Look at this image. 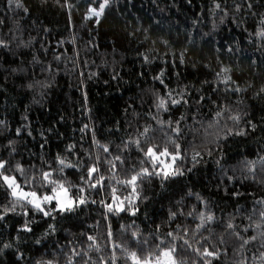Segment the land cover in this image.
<instances>
[{"label":"trees","instance_id":"obj_1","mask_svg":"<svg viewBox=\"0 0 264 264\" xmlns=\"http://www.w3.org/2000/svg\"><path fill=\"white\" fill-rule=\"evenodd\" d=\"M20 3L22 7L16 0L11 4L0 0V39L7 43L0 46V121L4 122L0 159L9 158V140L14 141L13 164L19 161L26 170L30 164L40 165L42 155L51 161L60 154L76 163L88 150L93 157L112 159L121 154L118 146L138 137L145 126L150 142L167 143L172 150L169 138L175 137L187 151L178 162L182 175L163 184L159 177L138 182L134 216L102 219L105 209L99 200L110 198L107 183L103 192H87L97 203L75 214L42 220L39 214L9 213L0 220V264H34L40 258L58 264L67 259L100 264V258L109 259L113 251L107 240L108 223L113 241L137 247L129 239L132 231L139 230L143 239L159 224L157 235L163 237L176 227L167 219L169 209L182 208L186 213L193 206L215 215L195 236V241L220 250L213 264H264V227L246 233L241 228L259 223V211L264 210V35H258L264 29V0H110L99 20L87 15L89 6L98 7L99 0ZM225 76L231 79L225 81ZM157 93L165 97L172 93V99L183 95L184 100L165 112L156 107ZM217 111H221L218 117ZM236 113L240 119H230ZM158 119L166 123L158 124ZM177 120L179 134L172 131ZM104 144L109 145L107 154ZM69 145L74 149L68 150ZM194 150L200 153L196 161ZM123 155L126 163L116 162L115 172L101 164V174L114 177L111 187L121 198L131 188L118 181L129 175L132 164L140 166L141 154L132 145ZM64 175L80 183L67 168ZM189 190L207 204L189 196ZM16 212H21L19 206ZM25 219L35 221L33 232L18 230ZM230 219L245 238L256 239L241 248L242 241L231 235V229L224 230ZM45 220L56 226L48 236L41 235ZM176 223L194 228L199 220L181 217ZM90 235L96 237L99 250L88 248ZM72 249L81 255L73 258ZM115 251L118 264H124L119 246ZM180 255L186 264L202 260L192 249Z\"/></svg>","mask_w":264,"mask_h":264},{"label":"snow or ice","instance_id":"obj_2","mask_svg":"<svg viewBox=\"0 0 264 264\" xmlns=\"http://www.w3.org/2000/svg\"><path fill=\"white\" fill-rule=\"evenodd\" d=\"M11 3L12 0H9V4ZM16 4L18 7H22L20 0H16ZM109 4L110 0H99L98 7L89 6L87 15L95 16L97 20H99V18L104 15L105 9ZM216 7L219 8V4H216ZM236 7L239 8L240 6L236 5ZM24 10L27 11V8ZM223 19L224 17H221L222 21ZM258 35H264V29H261ZM164 43L167 44L168 42L164 41ZM0 46L7 47L6 41L0 39ZM182 59L183 56L181 54V60ZM145 60H147V57H145ZM161 71H163V69H161ZM223 71L227 72L228 69L225 68ZM224 79L228 81L231 78L225 76ZM28 86L32 87V85ZM240 90L239 87L236 88V91ZM261 91H264V88H262ZM171 97L172 93H169L167 97L157 93V109H162L167 112L169 111L170 105H178L184 100L183 95H180L179 99H172ZM221 111H217L215 115L217 117L220 116ZM181 119H183V114L181 115ZM230 119L238 121L240 116L236 113L233 114ZM3 123V121H0V124ZM157 123L163 125L166 121L158 119ZM167 123L173 122L168 121ZM174 123L176 127L172 128V131L179 134L181 132L179 126L180 120ZM251 126L253 128L256 127L254 124ZM209 127H211V125H209ZM16 131L19 133L21 129L18 128ZM231 131V129L228 130L229 133ZM148 132L149 126H145L143 132L138 134V137H129L128 141H126L122 147L118 146L121 154L112 157V159L102 160L99 154L93 157L88 150H84V156H79L76 163L66 161L60 154H57L51 161L45 159L42 155L41 164H30L28 170H26L24 165L19 161L13 164L11 156L15 152V148L13 147L14 141L9 140L7 142L9 158L0 159V189L3 190L0 199L5 200L4 204H0V209H2L0 210V220H6L9 213L22 215L24 217L39 214L42 220L44 218L54 219V214H75L78 209H82L85 205L97 203L96 200H92L86 193L89 191L98 193L103 192L106 183L110 188V198L107 200H99V204L105 209L102 219L108 220L110 215H121L124 213H127L129 216H134L138 211L135 201L140 196V191L138 190L140 183L138 182L150 180L153 177H159L161 184H163L173 177L182 175L183 170L178 162L182 159V153L187 151L175 137L169 138L173 145L172 150H169L167 143L157 144L150 142L147 138ZM139 137H144L145 139L142 141ZM94 142L99 144V141H96L95 138ZM132 145H134L138 153L141 154L137 157L140 166L137 168L136 164H132L129 168V175L118 181V183L131 188L129 195L121 198L116 194L117 189L111 187V181L114 177L111 175L106 177L101 174V164L107 165L111 172H115L116 162L120 164L126 163L123 153L125 149L130 148ZM101 147L106 154L109 153V145L104 144L101 145ZM72 149H74V145H69L68 150ZM208 154L211 155V151H209ZM199 155L200 153L194 150L192 159L196 161ZM261 160H264V157H262ZM53 164L56 166L53 167ZM66 168L78 175L80 183L74 184L64 175ZM17 174H19V177L22 179H19ZM56 176L60 178H56ZM229 179H231V177H229ZM71 189H75V192L71 193ZM188 195H196L198 202L205 205L207 204V201L198 193L193 194L191 190H189ZM144 199H147V197H144ZM17 206L21 208V212L19 213L16 212ZM196 207L197 206H193V210L186 213L182 208H176L175 210L170 208L167 213V219L176 224V227L168 231L163 237L157 235L161 227L159 224L156 225L155 232L149 233L143 239H141L142 234L139 230L132 231L129 239L137 245V247L130 248L124 245H118L117 242L113 241L112 227L111 224L108 223L106 225L107 240L111 243L113 251L109 259L106 260L101 257L100 264H118L115 251L117 246H119L123 255L124 264H186V257L180 255L185 249H192L198 257L202 258L200 264H213L215 258L220 255V250L210 249L206 245L201 244V241H195V236L197 233L201 232L209 222L214 221L216 218L211 211H196ZM181 217H193V219H198L199 223H196L194 228L190 225L176 223ZM259 217L261 218L259 223L252 221L248 225H241L243 232L246 233L252 228L264 227V210L259 211ZM248 219L251 221V217H248ZM34 223V220L25 219L24 222L19 225L18 230L31 233L34 230L32 227ZM45 223H47L46 220ZM126 227L127 226L124 224H121V228ZM132 227L135 228L134 221L132 222ZM229 229H231L232 236L242 241L240 244L241 248L250 241L256 239L255 235L245 238L241 234V231L236 229L231 219L227 222L224 230L228 231ZM55 231V224L47 223V227L44 228L41 235L48 236ZM209 231L211 232L212 230L209 229ZM189 233L191 234L190 236ZM261 235H264V232H262ZM148 237H151L154 243L150 242ZM207 239L206 237H201V240L206 241ZM88 240L92 241V243L88 244L89 249L96 248L99 250L96 237L90 235L88 236ZM193 242L199 246L193 247ZM224 242L223 233H221L220 243ZM36 244H41V240L37 239ZM4 247H11V244H5ZM71 251L73 258L81 255V253H77L75 249ZM224 251H226V249ZM17 254L21 255L20 253ZM34 264H58V261L55 259L40 258L36 259ZM66 264H74V259H67ZM82 264H89V261L84 259ZM193 264H195V262H193ZM241 264H243V261H241Z\"/></svg>","mask_w":264,"mask_h":264},{"label":"rangeland","instance_id":"obj_3","mask_svg":"<svg viewBox=\"0 0 264 264\" xmlns=\"http://www.w3.org/2000/svg\"><path fill=\"white\" fill-rule=\"evenodd\" d=\"M88 13V12H87Z\"/></svg>","mask_w":264,"mask_h":264}]
</instances>
